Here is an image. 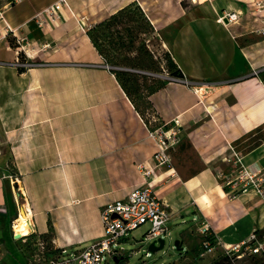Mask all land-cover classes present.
Masks as SVG:
<instances>
[{
    "label": "crops",
    "instance_id": "0c3cea01",
    "mask_svg": "<svg viewBox=\"0 0 264 264\" xmlns=\"http://www.w3.org/2000/svg\"><path fill=\"white\" fill-rule=\"evenodd\" d=\"M56 1L0 0V264H23L13 234L21 216L28 223L20 232L51 228L54 244L70 249L102 235L105 205L145 179L168 204L171 222L190 221L179 232L187 248L203 223L226 245L263 228L264 198L236 194L227 183L241 162L251 172L264 170V138L248 142L264 130V35L253 30L251 16L227 25L207 17L205 43L187 38L194 19L184 0H67L58 17L38 25L36 16ZM211 3L222 13L242 6ZM126 6L141 8L151 21L154 29L142 35L160 66L161 53L170 52L182 71L168 73L191 80H170L164 72V85L148 96L155 126L181 121L168 165L156 164L145 117L89 35L91 26ZM170 29L186 36L169 41ZM7 32L41 45L49 62L19 71L9 63L16 50L7 49ZM145 168L152 169L147 178ZM12 172L20 174L19 185Z\"/></svg>",
    "mask_w": 264,
    "mask_h": 264
},
{
    "label": "built area",
    "instance_id": "2783aa9c",
    "mask_svg": "<svg viewBox=\"0 0 264 264\" xmlns=\"http://www.w3.org/2000/svg\"><path fill=\"white\" fill-rule=\"evenodd\" d=\"M246 3L245 8L225 10L219 16L218 21L227 25L228 23H237L242 16L249 15L254 22L253 30L264 35V0H247ZM64 6L69 7L68 1L58 0L44 9L36 16L38 25L43 26L46 17H58L61 8ZM0 19H4L2 6H0ZM82 27L86 26L82 25ZM13 38L17 46L13 64L20 71L29 69L34 65L47 63L44 61L30 62L29 58H35L37 55L32 57V54L36 53L29 54V51L37 47L41 50V45L30 41L27 37ZM22 52H25V55ZM106 65L113 67L108 63ZM162 68L170 80L191 83V80L185 76L170 75L163 64ZM255 72L258 73V71ZM194 90L198 93L200 88L194 87ZM156 120V116H153L152 121L155 122ZM180 122V119L176 118L155 127L149 125L152 122H146L148 135L155 145L153 157L158 166L171 163V149L181 140ZM151 172L152 169L145 168L143 174L147 178ZM9 176L13 180L19 181L16 172H12ZM227 183L234 185L232 191H235L236 194L256 191L264 198V170L251 172L241 162V167L235 178L229 179ZM171 217L172 211L166 201L156 193L150 182L145 179L142 184L132 187L126 198L105 205L102 210L104 232L93 239L91 243L81 248L65 249L56 246L54 241L40 239L37 243L38 249L33 253V259L30 262L31 264L34 261L38 264H107L110 258L122 255L121 242L128 237L130 231L149 223L145 237L157 239L163 234L170 233ZM198 229L202 234L201 243L205 252H214L218 247H222L225 255L233 261L249 258L251 264H264V227H255L249 235L229 245L222 242L208 223L199 225Z\"/></svg>",
    "mask_w": 264,
    "mask_h": 264
},
{
    "label": "rangeland",
    "instance_id": "374dc122",
    "mask_svg": "<svg viewBox=\"0 0 264 264\" xmlns=\"http://www.w3.org/2000/svg\"><path fill=\"white\" fill-rule=\"evenodd\" d=\"M193 1V2H192ZM215 0H213L214 2ZM234 2H237L238 7H241L239 9H242L243 7L247 5V0H233ZM185 4L187 5V12L188 16L192 20L191 28L189 29V33L187 35V38L190 39H196V38H202V40L206 43L207 42V34H206V28L207 25L209 27V24H207V17H209L211 20L214 18H219V16L222 14V9H219V11L216 10L215 7H213V4L211 3V0L208 3H199L197 0H184ZM236 4V3H235ZM237 7V8H238ZM236 9V10H239ZM227 11V10H226ZM230 11V10H229ZM85 19H87L86 16H84ZM218 20V19H217ZM82 25H85L82 24ZM86 26V25H85ZM217 34H221L222 30L220 28L215 29ZM235 31V28H233V32ZM172 30H168L166 32L165 36L166 38L170 41L172 38L175 40L176 43H179L186 35L181 34V30L176 31L174 30L173 33H171ZM13 37L11 32L6 33V38L8 39V42L6 44L7 49H14V51L17 49V46L12 43V40L10 39ZM2 39L0 38V44ZM15 41V40H14ZM16 43V42H15ZM144 44L146 47L147 46V36L141 35V38L136 40V44ZM153 48L156 50H160V44L157 41H153ZM44 46V45H43ZM47 46V44L44 46V48ZM108 47V46H107ZM111 51V56L112 55H117V52L112 49V47H109ZM39 50L38 47L36 49H31L29 51V54L32 53H38L35 58H29L30 62H49L45 59H43L40 55L41 51ZM25 55V52H22ZM167 54L164 55V51L161 53L164 58V62L162 63L167 71L170 73V69H176L175 71H182L181 68L178 67L177 63L172 59V56L170 55V52H165ZM15 60V59H14ZM13 60V61H14ZM13 61H10L9 63L12 64L14 67L15 65L13 64ZM112 64H114L116 70H130L136 73H142L144 75L149 76V78L153 79H161L164 77V71L162 66L155 61L154 67L151 70H137V69H130L129 62L126 61L124 58H113L112 59ZM161 64V65H162ZM36 66V65H34ZM18 69V68H17ZM19 70V69H18ZM27 70V69H25ZM162 70V71H161ZM173 70V71H174ZM20 71V70H19ZM167 76V75H166ZM142 91L140 93H147L148 89L145 86H142ZM136 101L141 100L139 94H135ZM146 116L149 119L153 118V114L146 112ZM149 125H154L153 123H149ZM261 138H264V130L261 129L258 133H256L254 136L251 137L250 141H258ZM247 142V143H248ZM184 148H190L189 145H186L184 143ZM190 157L194 158V154L191 149H188ZM20 176V174H19ZM16 183H18L16 181ZM19 185V183H18ZM23 211V210H22ZM19 216V215H18ZM16 220V219H15ZM14 220V222H15ZM37 221L39 224V227L44 224L43 221V215H38L37 216ZM51 223V222H50ZM190 225V221L186 223H180V222H170V233L169 234H163L161 237H164L166 239L165 245L163 248L158 249L156 251H150L148 249L149 244L151 241L154 239H150L145 237V233L149 228V223L143 224L136 229L132 230L129 232L128 237L124 239V241L121 242V248L122 250V255L120 256L121 259L119 262L115 260V258H110L109 263L107 264H251V260L249 258H244L241 260H230L224 258L225 253L223 251L222 247H218L214 252H205L204 248L202 246V234L200 233L199 229H197V234H195V242L194 244L187 248L186 245H183L182 242L180 241V245L183 246L182 249H179L176 244L175 240L178 238L180 239V230L188 227ZM14 235H15V228L13 227ZM50 231V232H49ZM30 234V236H28ZM54 233L51 228L48 229V231L43 232V233H36L35 231H31L27 235L21 238H16V245L20 249L23 250V256L20 257V259L23 260V264H31L30 260L33 259V253L29 249L32 245V241L36 242L40 239H46L49 241H54L53 236ZM49 237V238H48ZM91 243V241H86L82 244H77L73 245V248L70 249H76V248H81L85 245H88ZM28 248V249H27ZM42 250V249H41ZM2 255H0L1 258ZM230 260V261H229ZM32 264H38L35 261Z\"/></svg>",
    "mask_w": 264,
    "mask_h": 264
},
{
    "label": "trees",
    "instance_id": "16d2710c",
    "mask_svg": "<svg viewBox=\"0 0 264 264\" xmlns=\"http://www.w3.org/2000/svg\"><path fill=\"white\" fill-rule=\"evenodd\" d=\"M153 29L151 21L141 8L126 6L111 15L108 19L91 26L89 28V35L106 63L111 66H114L111 62L113 58H124L129 62L131 69L151 70L157 59L149 47H146L144 44H136V40L141 38L142 34L149 33ZM10 39L16 45L15 39L13 37ZM109 47H112L117 52V55L111 56ZM113 70L138 111L145 117L146 122L149 123L150 119L147 118L146 112L153 114L154 108L148 96L151 92L164 85V81L162 79H155L153 82L148 83L149 76L140 72L116 70L115 68ZM169 70L172 74L178 73V71H175L176 69L169 68ZM142 86L147 87V93H140L143 89ZM135 94H139L141 100L136 101ZM152 127H155V125H152ZM37 243L38 241L36 242V240L32 241V245L29 248L32 253L38 249ZM224 258L229 259L226 255ZM119 259L121 258L119 257Z\"/></svg>",
    "mask_w": 264,
    "mask_h": 264
},
{
    "label": "water",
    "instance_id": "95a60500",
    "mask_svg": "<svg viewBox=\"0 0 264 264\" xmlns=\"http://www.w3.org/2000/svg\"><path fill=\"white\" fill-rule=\"evenodd\" d=\"M140 71H141V70H140ZM113 216H116V214H113ZM25 235H26V233H22V232H19V231H17V232L15 233V237H16V238H21V237H24ZM165 242H166V239H165L164 237H159V238H157V239H154V240L151 241V243L149 244L148 249H149L150 251H156V250H158V249H161V248L164 247ZM175 244H176V246H177L179 249H182V248H183V246L180 245V239L177 238V239L175 240ZM115 260H116L117 262H119L118 257H115Z\"/></svg>",
    "mask_w": 264,
    "mask_h": 264
},
{
    "label": "bare ground",
    "instance_id": "6f19581e",
    "mask_svg": "<svg viewBox=\"0 0 264 264\" xmlns=\"http://www.w3.org/2000/svg\"><path fill=\"white\" fill-rule=\"evenodd\" d=\"M36 56V54H32V57H35ZM28 219V218H27ZM27 219H26V217H24V216H21L19 219H18V223H17V225H16V229H18V231H19V229L23 226V225H25V224H27L28 223V221H27ZM15 223V222H14ZM28 228V227H27ZM17 232V231H16ZM20 232V231H19ZM22 233H26V234H28L26 231H23Z\"/></svg>",
    "mask_w": 264,
    "mask_h": 264
}]
</instances>
